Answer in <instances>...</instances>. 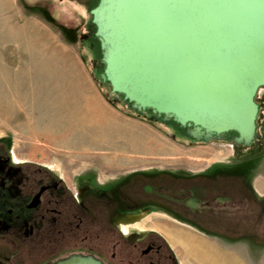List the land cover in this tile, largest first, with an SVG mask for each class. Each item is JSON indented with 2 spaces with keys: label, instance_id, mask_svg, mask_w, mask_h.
I'll use <instances>...</instances> for the list:
<instances>
[{
  "label": "rangeland",
  "instance_id": "1",
  "mask_svg": "<svg viewBox=\"0 0 264 264\" xmlns=\"http://www.w3.org/2000/svg\"><path fill=\"white\" fill-rule=\"evenodd\" d=\"M97 1L82 8L81 0H0L1 151L8 152L13 163H29L52 172L72 190L89 188L92 196L104 200L101 207L106 215L139 214L131 222L117 221L126 235L148 232L151 217L165 212L198 230L244 237L264 247V192L258 197L253 191L255 179L264 181V88L255 97L260 107L255 136L259 145L233 150L228 142H220L203 149L204 155L234 154L228 165L219 164L215 175L185 178L163 171L184 169L192 162L193 150L174 145L168 146L170 156L163 152L139 157L125 167L127 155L146 153L154 146H145V134L140 131L133 134L136 140H125L127 130L119 126L120 120L138 121L158 137L176 139L171 144L191 141L174 123L148 121L149 111L138 117L103 82L104 65L89 14ZM88 33L94 41L91 47L90 39L84 38ZM114 115L119 121L113 120ZM157 145L166 148L167 142L160 140ZM182 155L188 157V164L179 159ZM150 166L155 167V177L145 175ZM167 181L173 191L181 187L186 197L196 193L205 201L191 197L188 208H175L156 196L165 192L166 186L160 184ZM91 198L87 200L92 203ZM193 211L201 216L191 214ZM149 212L155 214L149 217ZM161 220L156 218L154 223L162 225Z\"/></svg>",
  "mask_w": 264,
  "mask_h": 264
},
{
  "label": "water",
  "instance_id": "2",
  "mask_svg": "<svg viewBox=\"0 0 264 264\" xmlns=\"http://www.w3.org/2000/svg\"><path fill=\"white\" fill-rule=\"evenodd\" d=\"M89 14L101 79L132 110L195 142L259 145L264 0H98ZM55 264L102 263L70 256Z\"/></svg>",
  "mask_w": 264,
  "mask_h": 264
},
{
  "label": "flooded vegetation",
  "instance_id": "3",
  "mask_svg": "<svg viewBox=\"0 0 264 264\" xmlns=\"http://www.w3.org/2000/svg\"><path fill=\"white\" fill-rule=\"evenodd\" d=\"M81 1L79 6L88 8L91 0ZM84 38L94 45L89 33ZM55 176L33 164L13 163L0 149V264H55L70 256H90L102 264H179L157 233L122 231L118 222L132 213L106 215L104 200L89 188L72 190ZM162 184L165 192L156 196L175 208H188L191 197L204 200L196 193L186 197L181 187L173 191L168 181Z\"/></svg>",
  "mask_w": 264,
  "mask_h": 264
},
{
  "label": "crops",
  "instance_id": "4",
  "mask_svg": "<svg viewBox=\"0 0 264 264\" xmlns=\"http://www.w3.org/2000/svg\"><path fill=\"white\" fill-rule=\"evenodd\" d=\"M98 97H100V95H98ZM111 117L113 118V120L119 121L116 115ZM96 119L97 121L101 120L100 116H98L97 113H96ZM118 123L120 127L124 126L125 130H127L126 131L127 137L125 138V140L127 141L136 140L133 134L136 131L137 132L140 131L145 134V138L143 139L145 146L147 147L154 146V149L149 152L142 154H134V156L131 157L127 155L126 158L128 160L123 161V162H127V165L125 167H128L130 163L136 162V160L139 157L147 158L154 156L156 154H163V152L166 153L168 151H171L172 148L168 146H172V145H174L173 147L175 148L193 150L194 155L192 156L193 158H190V161H192L190 165H187L186 168L184 169L171 168L169 170H163L170 173L171 176L178 175L179 177H185V178H190L202 174L205 176H213L219 171V164L222 163L223 165V163H226V165H228V162L234 159V154L232 152L230 154L231 156H229V154L223 155L221 153H217L216 155H214L213 153L204 155L205 153L202 151L203 149L221 145L220 142L222 141L215 140L211 142H195V141L192 142V140H190L191 142L182 141V143L179 142L178 144L175 143L171 144V141H176V139H169V138L166 139L163 137H158L153 132V129H149L148 126H141L138 123V121L133 122V120L132 121L120 120ZM113 124L114 126L116 125L115 122H113ZM128 127H130L131 129ZM128 129H130V132H128ZM160 140L167 142L166 148L165 147L160 148L157 145L160 142ZM181 145L182 147H180ZM230 145L231 144L228 143V146ZM230 147L233 149L234 147L236 148L238 146L231 145ZM241 147L246 148L243 146ZM168 153L169 154L167 156L172 155L170 154L171 152ZM223 157H227V158L223 160ZM170 159H174V158H170ZM179 159L185 161L187 159L189 161L188 157L185 155L180 156ZM188 161L184 162V164H188ZM198 163H200V165L202 166H198ZM116 166L117 165H115L114 167ZM154 169L155 167H151V166L149 168L147 167V169L144 170L149 172H147V174L145 175L149 176L151 173L152 175H154L153 174ZM135 173H138V171H136ZM253 185H254L253 191L257 196L261 195V192H264L263 179L261 178L255 179ZM152 214L155 213L149 212L148 213L149 217H151ZM157 214L151 217V221L150 223H148V225H150L152 228L148 230V232L157 233L164 240V242L167 244V246L170 248V250L174 253L176 258L178 259L179 264H263L264 263V247L260 245L258 247L255 243H252L251 239L247 240L244 237H234V236L225 237V236H220L218 234L208 233L205 231L198 230L196 227L192 226L191 224L176 219L170 213L164 212L161 215L160 214L157 215ZM139 217H140L139 214L125 215L121 219L124 222H131V220L133 221L134 219H138ZM156 218L163 219L161 221H158L162 225L157 226L156 223H154ZM233 230L235 231L234 228L231 231ZM221 254H223V256L225 255L226 258H223Z\"/></svg>",
  "mask_w": 264,
  "mask_h": 264
},
{
  "label": "trees",
  "instance_id": "5",
  "mask_svg": "<svg viewBox=\"0 0 264 264\" xmlns=\"http://www.w3.org/2000/svg\"><path fill=\"white\" fill-rule=\"evenodd\" d=\"M259 109H260V107H259ZM136 114L138 115V117H142L141 116V114H138L137 112H136ZM150 117L148 118V121H153V122H156L158 119L155 117V116H153V115H149ZM144 117V116H143ZM160 120V119H159ZM158 122V121H157ZM177 126V125H176ZM178 127V126H177ZM182 132L184 133V131L182 130ZM191 140V139H190ZM192 141H194V140H192ZM236 148H239V147H236ZM240 148H242L241 146H240Z\"/></svg>",
  "mask_w": 264,
  "mask_h": 264
}]
</instances>
